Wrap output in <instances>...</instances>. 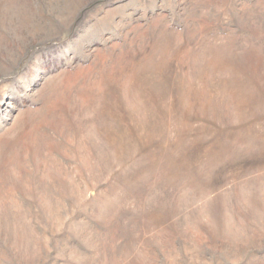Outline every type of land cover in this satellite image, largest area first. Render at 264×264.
I'll return each mask as SVG.
<instances>
[{
    "label": "rangeland",
    "instance_id": "obj_1",
    "mask_svg": "<svg viewBox=\"0 0 264 264\" xmlns=\"http://www.w3.org/2000/svg\"><path fill=\"white\" fill-rule=\"evenodd\" d=\"M0 264H264V0H0Z\"/></svg>",
    "mask_w": 264,
    "mask_h": 264
}]
</instances>
